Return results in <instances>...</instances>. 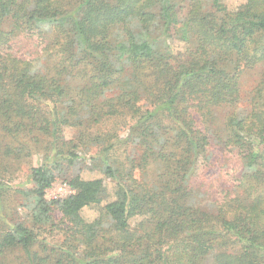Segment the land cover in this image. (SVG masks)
Instances as JSON below:
<instances>
[{"label": "trees", "instance_id": "trees-1", "mask_svg": "<svg viewBox=\"0 0 264 264\" xmlns=\"http://www.w3.org/2000/svg\"><path fill=\"white\" fill-rule=\"evenodd\" d=\"M258 64L264 0H0V264H264V72L247 100L240 88ZM41 136L33 187L19 186L28 220L9 223L5 174ZM214 142L224 179L207 196L192 181L214 166ZM82 144L113 190L75 176L47 199Z\"/></svg>", "mask_w": 264, "mask_h": 264}, {"label": "rangeland", "instance_id": "rangeland-1", "mask_svg": "<svg viewBox=\"0 0 264 264\" xmlns=\"http://www.w3.org/2000/svg\"><path fill=\"white\" fill-rule=\"evenodd\" d=\"M245 0H224L229 9H236L241 3ZM8 26V24H7ZM18 47L26 52L31 57L39 56L38 51L36 50V45L34 41L27 39L25 37L16 36L14 38ZM180 44V43H179ZM182 45H178L177 50ZM264 72V65L258 64L253 69H245L241 74L240 78V88L242 92V96L245 100L248 99L250 92L256 87L259 83V80ZM246 104L244 106L246 107ZM227 111L223 108L216 110V120H215V128L219 130L220 134L223 135L224 131V120L226 117ZM125 132H122L124 135ZM77 128L71 126L63 127V136L65 140H73L77 138ZM22 142L25 139L20 137ZM52 140L47 137L41 136V143L39 145H35L34 141L28 140V146L31 147L32 155L22 156L20 160H15L12 167L13 174H5L4 181L10 182L11 188L8 189L7 193L3 194V215L5 219L9 223H15L18 221H26L28 220L29 210L23 206L24 198L22 194L19 192L20 185H23L25 188H32L33 183H25L27 182V177L30 172L31 167L38 165L45 157L46 148L50 146V142ZM215 144V148L213 149V158L212 161L214 166L209 169L204 176L195 178L192 181L194 185V189L201 190L205 192L207 196H213L214 190L220 181L224 179V173L220 166L222 162H225L226 156L223 149L220 145ZM79 153L82 155L79 159L75 160L74 163L69 164L68 162H64L62 169L57 171V178L55 183L51 188L46 191V198L49 200H55L61 197H65L70 194L72 191L69 181L75 177L80 176L83 179H97L103 178L108 186V188L112 191L114 187V183L110 181L105 175L106 162L103 159H92L91 156L97 152L98 147L90 146L89 149H86L85 145H79ZM123 150L122 148L118 149L114 157L116 159L123 158ZM11 164L12 162L9 161ZM3 166H6L8 162L5 160L2 161ZM25 183V184H23ZM82 215L86 220L91 221L97 215L98 211L95 208L88 207L82 211ZM55 221L58 222L62 219V213L59 211H55L54 214Z\"/></svg>", "mask_w": 264, "mask_h": 264}, {"label": "built area", "instance_id": "built-area-1", "mask_svg": "<svg viewBox=\"0 0 264 264\" xmlns=\"http://www.w3.org/2000/svg\"><path fill=\"white\" fill-rule=\"evenodd\" d=\"M73 192V190L70 192V194ZM68 196V195H67ZM61 198H63V197H61ZM59 199V198H58Z\"/></svg>", "mask_w": 264, "mask_h": 264}]
</instances>
